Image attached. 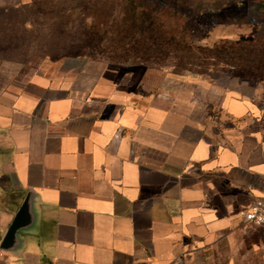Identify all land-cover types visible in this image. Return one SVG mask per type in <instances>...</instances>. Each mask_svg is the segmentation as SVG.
Here are the masks:
<instances>
[{
	"label": "crops",
	"instance_id": "obj_1",
	"mask_svg": "<svg viewBox=\"0 0 264 264\" xmlns=\"http://www.w3.org/2000/svg\"><path fill=\"white\" fill-rule=\"evenodd\" d=\"M136 74L81 58L21 83L0 71V248L28 199L0 264H209L246 241L264 121L240 123L255 111L234 90L210 119L191 79Z\"/></svg>",
	"mask_w": 264,
	"mask_h": 264
},
{
	"label": "trees",
	"instance_id": "obj_2",
	"mask_svg": "<svg viewBox=\"0 0 264 264\" xmlns=\"http://www.w3.org/2000/svg\"><path fill=\"white\" fill-rule=\"evenodd\" d=\"M216 1L30 0L0 9V37L15 27L26 29L35 24L73 40L69 52L53 59L95 60L103 56V51H96L101 45L112 44L124 48V62L131 59L134 65L158 64L170 55H183L188 66L196 61L208 70L220 67L234 78L264 82V25L252 40L220 39L205 47L198 44L206 30L198 18ZM232 1L236 8H245L244 19L254 13L264 15V0ZM114 11L118 16L112 15Z\"/></svg>",
	"mask_w": 264,
	"mask_h": 264
},
{
	"label": "rangeland",
	"instance_id": "obj_3",
	"mask_svg": "<svg viewBox=\"0 0 264 264\" xmlns=\"http://www.w3.org/2000/svg\"><path fill=\"white\" fill-rule=\"evenodd\" d=\"M19 4H22L20 0H0V9L17 7ZM244 9L236 8L232 0H219L204 10L198 19L203 30H206L198 44L205 47L220 39L252 40L264 25V15L254 13L244 19ZM112 15L116 17L118 13L114 11ZM7 33L0 37V71L3 79L21 83L27 78L48 73L52 63L75 58L63 56L53 59L56 55L69 52L73 40L56 32H46L38 25H27L26 29L15 27ZM96 51H103V56L96 57V61L137 73L135 78H139L141 86L148 87L158 79L162 85L168 84L167 78L191 79L192 95L210 119L218 117L221 96L228 90H234L245 95L253 113L255 111L253 118L247 117L240 123L252 125L256 117L258 121H264V82L234 78L220 67L208 70L197 66L196 61L188 66L187 58H183V55L175 58L170 55L161 63L142 66L132 64L131 59L124 62V48L120 46L103 44ZM248 232L246 241L237 245L233 253L228 254V248L222 247V256L209 264H264V228L248 229ZM229 258L233 260L232 263Z\"/></svg>",
	"mask_w": 264,
	"mask_h": 264
},
{
	"label": "built area",
	"instance_id": "obj_4",
	"mask_svg": "<svg viewBox=\"0 0 264 264\" xmlns=\"http://www.w3.org/2000/svg\"><path fill=\"white\" fill-rule=\"evenodd\" d=\"M240 219L245 229L264 228V196L254 200L246 211L240 213Z\"/></svg>",
	"mask_w": 264,
	"mask_h": 264
},
{
	"label": "water",
	"instance_id": "obj_5",
	"mask_svg": "<svg viewBox=\"0 0 264 264\" xmlns=\"http://www.w3.org/2000/svg\"><path fill=\"white\" fill-rule=\"evenodd\" d=\"M27 207H28V199L22 205L19 214L16 216L12 225L10 226L8 233L1 245V248H0L1 250L7 251L13 248V244L11 243V241L14 240V237H16V235L20 231V215L22 214L23 211L26 210Z\"/></svg>",
	"mask_w": 264,
	"mask_h": 264
}]
</instances>
